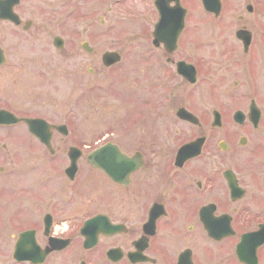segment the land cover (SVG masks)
I'll return each mask as SVG.
<instances>
[{"label": "flooded vegetation", "instance_id": "flooded-vegetation-1", "mask_svg": "<svg viewBox=\"0 0 264 264\" xmlns=\"http://www.w3.org/2000/svg\"><path fill=\"white\" fill-rule=\"evenodd\" d=\"M28 1L0 0V87H6L0 111L57 124L12 107L27 100L53 106L52 90L61 86L53 89L57 70L45 60L65 40L56 33L58 23L49 25ZM121 2L127 0H113ZM149 4L150 50L129 61L131 72L118 52L110 65L106 51L100 57L128 76L117 89L115 138L105 133L79 147L51 126L40 131L49 137L47 146L22 120L0 123V264H264V133L249 129L264 123V0ZM201 10L213 30L199 29ZM79 47L93 52L88 41ZM218 69L238 76L226 96L244 107L230 116L246 127L243 134H215L230 119L219 110L199 115L185 100L168 107L173 92L166 74L185 84L181 98L193 100L199 75ZM138 71L147 74L144 81ZM42 78L44 87L33 82ZM71 108L65 107L61 123L70 121ZM15 125L26 130L12 133ZM95 148H102L96 166L89 162Z\"/></svg>", "mask_w": 264, "mask_h": 264}, {"label": "rangeland", "instance_id": "rangeland-1", "mask_svg": "<svg viewBox=\"0 0 264 264\" xmlns=\"http://www.w3.org/2000/svg\"><path fill=\"white\" fill-rule=\"evenodd\" d=\"M186 1L189 2V0ZM28 2L27 6L30 5V8L34 9L33 12L41 11L40 14L45 17L44 20L49 21V25L54 22L58 23L56 33L65 40L64 48L57 50L50 58L49 63L45 60V67L57 70V83L53 85V89L57 85L61 86L58 87L57 92L52 90V94L57 96V102L53 106L49 103L32 105L31 101L27 100L24 105L13 103L12 107H17L24 113L41 114L52 123H61L65 120L64 116L67 115V112L63 114L65 107L70 104L72 111L67 125L73 145L79 147L82 144L92 145L101 135H107L105 133H113L110 134L111 139L113 136L115 138V131L120 130L115 124L121 120L115 118L114 106L119 104L117 89L125 80L126 73L123 70L113 69L117 65L105 67L102 65L100 57L103 51L115 50L122 56H126L127 60L123 66L126 67V72H131L128 69L132 67L129 61H140L136 59L137 56H145L149 52L148 30L151 22L149 10H147L150 5L149 0H127L125 3H113V0H31ZM36 7L40 8L35 10ZM196 13L200 18V21H196L199 24V29L202 28L204 31V26L212 27V30L215 28L210 25L205 12L201 10ZM252 17L257 18L255 15L250 18ZM84 29H86L85 32H83ZM82 40L88 41L92 46L91 54H86L80 49L79 42ZM170 67L168 65V68ZM89 68L92 69V73L88 72ZM160 69V67L153 68V73H160ZM73 70H77V73H70ZM134 75L138 81H144L147 76L145 73L140 74L139 71ZM166 76L169 79V88L173 92L168 107H172L171 105L176 101L185 100L187 103L191 102L190 107L194 108L195 113L199 115L211 114L213 109L225 113L230 119L228 122L224 119L225 122L220 128L213 129L215 134H224L227 129H231L232 134H243L247 131L246 127L241 128L234 124L230 117L235 109L244 107L237 106L226 96L228 94L226 90L232 86L234 79L237 80V74L226 71L221 74L219 69L214 72L202 73L199 75L198 90L195 92L197 96L193 100L180 97L183 95L185 84L180 83L179 77L170 73ZM239 76L243 81V75ZM260 80H264V73L260 74ZM126 81H130V78ZM33 82L42 85L44 78ZM65 84L68 85L67 91H63ZM248 85L249 83L243 88ZM49 87L51 86L48 85ZM5 88V85L0 87V93ZM83 88L87 91L86 95H83L85 93ZM212 88H214L213 96L212 93L210 94V91H213ZM259 88L262 89L261 93L264 95V84ZM29 90L28 84L26 93H29ZM259 107L264 110V97ZM184 127L187 129V125ZM249 129L251 134L264 133V123L256 130ZM5 130L3 128V132ZM23 130L26 129L19 125L9 127V131H15V133L23 132ZM129 130H135V126L130 125Z\"/></svg>", "mask_w": 264, "mask_h": 264}, {"label": "water", "instance_id": "water-1", "mask_svg": "<svg viewBox=\"0 0 264 264\" xmlns=\"http://www.w3.org/2000/svg\"><path fill=\"white\" fill-rule=\"evenodd\" d=\"M215 11L218 12L219 8H217ZM180 19H183V14L181 15ZM178 28H179V26H178ZM104 57H109L110 58L109 61H115V59H117V55H115L113 53H107V54H105ZM24 120L26 121L29 130L36 133L38 135V137L42 141L46 142V144L48 145V136L39 133L40 131H47L48 130V124L42 119L31 120V119L27 118ZM2 121H7V120H2ZM13 121H17V118L11 117L10 120H8V122H13ZM101 153H102V148H96L93 152H91L89 154V162L92 165H95V166L98 165V163L101 162V160H100ZM76 158H77V154L73 152V158H72V165L73 166L72 167H75ZM72 167H71V169H72Z\"/></svg>", "mask_w": 264, "mask_h": 264}]
</instances>
